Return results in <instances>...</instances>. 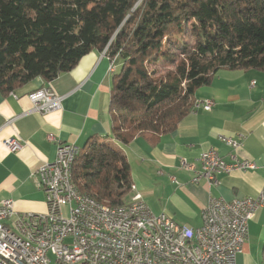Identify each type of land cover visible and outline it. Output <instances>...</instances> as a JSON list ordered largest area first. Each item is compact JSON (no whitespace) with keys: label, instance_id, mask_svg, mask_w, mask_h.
I'll return each mask as SVG.
<instances>
[{"label":"trees","instance_id":"obj_1","mask_svg":"<svg viewBox=\"0 0 264 264\" xmlns=\"http://www.w3.org/2000/svg\"><path fill=\"white\" fill-rule=\"evenodd\" d=\"M94 51L121 64L112 130L81 149L74 181L97 202L123 206L131 167L110 140L175 131L220 71L264 72V0H0L3 92L49 84Z\"/></svg>","mask_w":264,"mask_h":264},{"label":"crops","instance_id":"obj_2","mask_svg":"<svg viewBox=\"0 0 264 264\" xmlns=\"http://www.w3.org/2000/svg\"><path fill=\"white\" fill-rule=\"evenodd\" d=\"M109 68V57L94 51L49 83L63 97L62 109L49 114L31 112L29 95L47 85L41 78L15 92L0 90V204L12 200L17 212L45 213V194L33 178L40 165L55 160L60 143L83 149L90 138L111 135ZM120 68L117 63L116 71ZM194 99L212 100L215 106L210 112L192 110L166 135H139L129 145L110 140L127 156L132 183L152 212L165 213L189 228L202 226V213L211 199L257 197L264 190V72L220 71ZM16 117L11 125L9 120ZM221 137L240 140L238 157L253 161L257 168L221 175L217 185L193 183V174L181 169L180 160L199 167L200 155L214 149L229 162L231 151ZM13 138L24 143L18 152L3 144ZM263 247L264 207L249 224L237 264H264Z\"/></svg>","mask_w":264,"mask_h":264},{"label":"built area","instance_id":"obj_3","mask_svg":"<svg viewBox=\"0 0 264 264\" xmlns=\"http://www.w3.org/2000/svg\"><path fill=\"white\" fill-rule=\"evenodd\" d=\"M115 70L113 58L109 72ZM29 100L33 113L62 109L63 97L49 84ZM214 106L212 100H196L192 110L210 112ZM221 141L231 151L229 162L214 149L200 155L199 167L180 160L181 169L193 174V183L217 185L221 175L257 168L253 161L238 157L240 140L221 137ZM3 144L12 152L24 146L14 138ZM80 153L77 145L60 143L55 160L42 163L33 174L45 194V213L17 212L12 200L2 201L0 264H237L249 224L264 207V190L257 197L211 199L202 213V226L189 228L165 213L154 214L135 186L131 200L116 207L81 192L73 172Z\"/></svg>","mask_w":264,"mask_h":264},{"label":"rangeland","instance_id":"obj_4","mask_svg":"<svg viewBox=\"0 0 264 264\" xmlns=\"http://www.w3.org/2000/svg\"><path fill=\"white\" fill-rule=\"evenodd\" d=\"M113 59V58H112ZM112 59H110V60H112ZM133 186H135L134 184H132V187ZM132 187H131V191H132ZM137 189V188H136ZM138 191V190H137ZM139 192V191H138ZM140 193V192H139ZM141 194V193H140ZM132 193L130 192V194H129V196H128V198H127V202L126 203H128L130 200H131V197H132ZM142 195V194H141ZM144 198V197H143ZM144 201H145V199H144ZM146 202V201H145ZM264 248V247H263Z\"/></svg>","mask_w":264,"mask_h":264}]
</instances>
